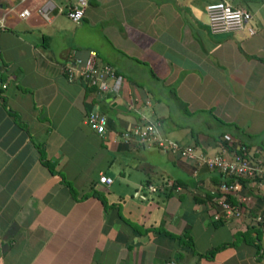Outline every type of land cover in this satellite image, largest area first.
<instances>
[{
	"label": "crops",
	"instance_id": "obj_1",
	"mask_svg": "<svg viewBox=\"0 0 264 264\" xmlns=\"http://www.w3.org/2000/svg\"><path fill=\"white\" fill-rule=\"evenodd\" d=\"M76 1L0 0V264H264V174L233 179L226 217L206 162L264 163V0H223L250 17L217 34L216 0H86L74 23ZM89 50L106 93L62 70ZM148 123L164 147L126 136Z\"/></svg>",
	"mask_w": 264,
	"mask_h": 264
},
{
	"label": "built area",
	"instance_id": "obj_2",
	"mask_svg": "<svg viewBox=\"0 0 264 264\" xmlns=\"http://www.w3.org/2000/svg\"><path fill=\"white\" fill-rule=\"evenodd\" d=\"M86 6V0H77L76 4L66 11L68 18L78 23L83 16L84 7ZM43 8L38 11L43 13ZM207 26L211 33H225L241 29L246 21L249 19L250 14L241 8H235L228 2L223 0H216L208 2L204 7ZM28 14L27 10H23L19 13V16L23 17ZM44 14V13H43ZM249 33H252V28L248 27ZM62 70L66 74L68 80L81 79L87 86H93L97 93H106L109 89L108 78L113 77L114 70L108 64H102L98 62L95 51L89 50L86 53L84 59L76 58L71 62L63 65ZM86 122L94 129L97 133L104 131L106 117L95 111H91L86 116ZM126 136H135L140 140L146 141H157L161 147L165 145L161 140L156 139L155 128L152 124H143L131 129ZM171 145V144H168ZM184 154L187 156L193 155V149L186 147ZM247 148L245 145H238L233 150L229 159L222 157H214L212 159H206V162L210 167H215L226 179H232L231 181H223L218 188V195L216 203L223 211L224 216L237 217L240 215L239 206L235 203H231L227 199V194L230 192L237 191L239 184L233 179L238 177H249L257 178L264 174V163L253 162L246 158ZM99 182L109 184L111 178L105 175H100L98 178ZM157 187L152 183L139 184L133 191L132 197L138 200H146L147 196L151 193L156 192ZM245 200V198H243ZM261 220V218H258ZM264 223V221H263ZM162 264H188L178 260H167Z\"/></svg>",
	"mask_w": 264,
	"mask_h": 264
},
{
	"label": "water",
	"instance_id": "obj_3",
	"mask_svg": "<svg viewBox=\"0 0 264 264\" xmlns=\"http://www.w3.org/2000/svg\"><path fill=\"white\" fill-rule=\"evenodd\" d=\"M117 107H119V106H117Z\"/></svg>",
	"mask_w": 264,
	"mask_h": 264
},
{
	"label": "trees",
	"instance_id": "obj_4",
	"mask_svg": "<svg viewBox=\"0 0 264 264\" xmlns=\"http://www.w3.org/2000/svg\"><path fill=\"white\" fill-rule=\"evenodd\" d=\"M229 180V179H228Z\"/></svg>",
	"mask_w": 264,
	"mask_h": 264
}]
</instances>
